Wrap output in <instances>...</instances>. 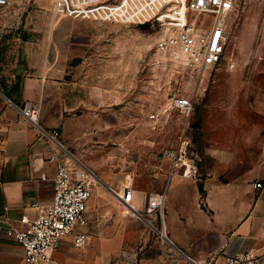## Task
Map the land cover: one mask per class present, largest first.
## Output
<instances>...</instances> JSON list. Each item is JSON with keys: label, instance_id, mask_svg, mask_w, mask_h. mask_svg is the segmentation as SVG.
I'll return each instance as SVG.
<instances>
[{"label": "crops", "instance_id": "1", "mask_svg": "<svg viewBox=\"0 0 264 264\" xmlns=\"http://www.w3.org/2000/svg\"><path fill=\"white\" fill-rule=\"evenodd\" d=\"M25 1L9 0V6ZM28 28L32 33L39 30ZM61 31L51 36L47 72L35 66L18 90L7 92L0 86V264H23L14 231L37 218L40 210L34 204L52 202L56 172L52 157L69 161L74 176L85 178L75 164L89 171L85 161L97 157L108 161L120 144L121 121L99 118L96 110L87 118L80 108L84 102L62 82L66 73L60 70L61 50L66 42L58 38ZM30 56L33 62L39 55ZM103 91L98 85L92 88L95 109L109 113L114 102L111 99L103 108ZM24 102L40 108L37 125L20 114ZM243 124L261 128L240 131L230 142L208 141L201 146L196 178L172 167L174 153L150 154L143 173L127 179L95 176L99 183L92 188L86 224L76 230L88 235L85 245L77 247L71 235L63 237L51 259L40 264H220L224 254L244 251L260 256L264 264V122L230 121L232 126ZM52 129L59 132L62 147L44 134ZM257 181L261 188L254 187ZM151 192L165 194L163 216L155 228L166 238L144 220L149 217L146 196Z\"/></svg>", "mask_w": 264, "mask_h": 264}, {"label": "rangeland", "instance_id": "2", "mask_svg": "<svg viewBox=\"0 0 264 264\" xmlns=\"http://www.w3.org/2000/svg\"><path fill=\"white\" fill-rule=\"evenodd\" d=\"M54 3L27 0L0 7V86L7 92L18 90L35 66L47 72L51 36L63 28L58 33L66 42L61 50L60 70L66 73L62 82L84 102L80 108L87 118L89 111L96 110L99 118L121 121L120 144L113 158L85 161L91 173L75 164L93 185L99 183L95 176L122 180L143 173L150 154L174 153L181 141L187 155L194 157L208 141L230 142L240 131L261 128L232 126L230 121L264 122V0H235L225 56L217 68L204 73L161 59L153 49L157 30L148 24L54 18ZM26 25L39 30L32 33ZM31 52L39 55L35 62ZM236 77L241 80L234 82ZM97 85L104 90L103 108L113 100L112 114L95 109L96 95L91 91ZM175 96L192 101L189 116L168 109ZM230 106L235 107L233 112L227 111Z\"/></svg>", "mask_w": 264, "mask_h": 264}, {"label": "built area", "instance_id": "3", "mask_svg": "<svg viewBox=\"0 0 264 264\" xmlns=\"http://www.w3.org/2000/svg\"><path fill=\"white\" fill-rule=\"evenodd\" d=\"M0 0V6H9ZM235 14V0H55L54 17L82 18L121 24H148L157 30L153 49L163 60L201 73L217 68L222 62L229 42L228 25ZM236 15V14H235ZM169 110L185 116L192 112V101L186 97H172ZM20 114L37 125L40 108L29 102L19 107ZM151 118L155 115L151 114ZM47 139L62 147L56 129L44 132ZM185 141H181L172 163L183 175L198 177V157H189ZM173 153V152H172ZM53 200L46 206L33 205L40 213L24 229L14 235L23 251V264H40L51 259L61 239L72 236L74 244L82 247L88 235L78 228L86 224L84 214L92 195V179L74 176L69 161L57 159ZM172 169V168H171ZM172 170L170 171L171 175ZM261 188V181L254 183ZM164 192L146 196V223L152 229L163 216ZM161 232L160 230H158ZM162 233V232H161ZM220 264H263L260 256L251 251L224 254Z\"/></svg>", "mask_w": 264, "mask_h": 264}, {"label": "water", "instance_id": "4", "mask_svg": "<svg viewBox=\"0 0 264 264\" xmlns=\"http://www.w3.org/2000/svg\"><path fill=\"white\" fill-rule=\"evenodd\" d=\"M90 172V171H89ZM91 173V172H90ZM137 215H139L141 218H143L139 213H137ZM144 219V218H143ZM145 222H146V219H144ZM155 231H157L159 233V235L162 237V238H166L163 236V234L161 232H159L158 230L155 229ZM175 247V246H174Z\"/></svg>", "mask_w": 264, "mask_h": 264}]
</instances>
